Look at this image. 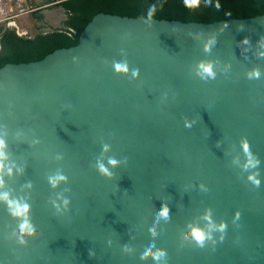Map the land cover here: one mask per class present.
Segmentation results:
<instances>
[{"label":"water","instance_id":"95a60500","mask_svg":"<svg viewBox=\"0 0 264 264\" xmlns=\"http://www.w3.org/2000/svg\"><path fill=\"white\" fill-rule=\"evenodd\" d=\"M0 140V264H264V13L100 12L0 68Z\"/></svg>","mask_w":264,"mask_h":264},{"label":"trees","instance_id":"16d2710c","mask_svg":"<svg viewBox=\"0 0 264 264\" xmlns=\"http://www.w3.org/2000/svg\"><path fill=\"white\" fill-rule=\"evenodd\" d=\"M45 5L65 10L63 27L27 36L0 23V68L10 62L40 60L55 49L76 45L83 28L100 12L148 17L149 9L155 6L152 17L206 23L264 13V0H198L196 7L186 6L185 0H46ZM31 14L32 22L44 18L40 9Z\"/></svg>","mask_w":264,"mask_h":264},{"label":"rangeland","instance_id":"374dc122","mask_svg":"<svg viewBox=\"0 0 264 264\" xmlns=\"http://www.w3.org/2000/svg\"><path fill=\"white\" fill-rule=\"evenodd\" d=\"M11 7L10 18L2 23L5 26L12 27L19 25L20 28L16 29L21 35L32 36L37 32L53 31L56 28L63 27L62 20L66 18L62 8L47 7L41 10V12H45L43 13L45 14L43 20H34L32 22L31 13L29 12L30 7L24 3V0H11Z\"/></svg>","mask_w":264,"mask_h":264},{"label":"clouds","instance_id":"9594fccd","mask_svg":"<svg viewBox=\"0 0 264 264\" xmlns=\"http://www.w3.org/2000/svg\"><path fill=\"white\" fill-rule=\"evenodd\" d=\"M185 4L188 7H196L198 5V0H185ZM217 7H219V5L217 4ZM155 13V6H152L149 11H148V17L151 18L153 16V14ZM245 43H247V40L245 39ZM208 49V46H205V50ZM116 68L118 71H126V68L122 67L121 65H116ZM201 69L203 72L208 73L209 75H212V71H211V66L210 65H206V64H201ZM256 75H258V73H256ZM4 147V141L0 140V149H3ZM245 151L247 152V145H244ZM4 158V153L3 151H0V159ZM111 163H115L114 161H112ZM249 163H253L251 160L249 161ZM103 170V169H102ZM60 179H62V177H60ZM258 184V180L255 181ZM5 199L7 198L6 195L4 197ZM11 203V202H10ZM27 211V206L24 205L23 207H21L20 205H15L13 207V212L12 214L15 216H22L24 215V213ZM167 207H162L159 211V215L163 216V217H167ZM225 227V225L222 223L219 228L221 230H223V228ZM19 232L21 234L24 233H32L34 232V229L31 228V226L28 224L27 220L24 221V223H22L19 226ZM191 237L196 241V243L200 246H203V243L206 239H210V236L205 234L202 230L200 229H193L190 233ZM21 243H23V240L20 241ZM147 247V246H146ZM164 252L162 250L156 252L153 254V258L154 259H159L160 257L164 256Z\"/></svg>","mask_w":264,"mask_h":264},{"label":"crops","instance_id":"0c3cea01","mask_svg":"<svg viewBox=\"0 0 264 264\" xmlns=\"http://www.w3.org/2000/svg\"><path fill=\"white\" fill-rule=\"evenodd\" d=\"M45 1L46 0H24V3L26 4V5H29V7L31 8H29V12L31 13V11L32 10H36V9H40V10H42V9H44V8H47L48 7V5H45ZM59 7V6H58ZM57 7V8H58ZM60 8H62V7H60ZM63 9V8H62ZM64 10V9H63ZM42 13H45L44 11L42 12ZM64 13H65V15H66V12H65V10H64ZM32 15V14H31ZM44 16H45V14H44ZM66 18H67V15H66ZM66 18L65 19H63L62 20V23L66 20ZM31 20V19H30ZM32 21V20H31ZM17 26V25H16ZM18 28H20L19 27V25L17 26V29Z\"/></svg>","mask_w":264,"mask_h":264},{"label":"built area","instance_id":"2783aa9c","mask_svg":"<svg viewBox=\"0 0 264 264\" xmlns=\"http://www.w3.org/2000/svg\"><path fill=\"white\" fill-rule=\"evenodd\" d=\"M11 11V0H0V23L10 18Z\"/></svg>","mask_w":264,"mask_h":264}]
</instances>
